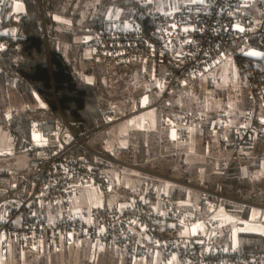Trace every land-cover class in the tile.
<instances>
[{"label": "built area", "instance_id": "built-area-1", "mask_svg": "<svg viewBox=\"0 0 264 264\" xmlns=\"http://www.w3.org/2000/svg\"><path fill=\"white\" fill-rule=\"evenodd\" d=\"M15 1L0 0V50L10 39L25 36V11H12L9 26H4L6 6ZM252 39L258 40L263 52L252 55L245 64L253 90L264 105V0H202L182 3L172 13L160 12L154 0H137L126 18H99L80 40L92 59L149 62L154 59L156 40H160L177 50L176 60L156 79V99L137 96L130 111L115 106L101 109L103 122L94 131L86 128L79 133L78 124L61 114L58 119H33L26 136L15 126L16 116L6 119L0 113L12 142L9 152L21 141V151L28 158L23 177L0 167V264H9V250L15 241L26 249H36L46 243L61 247L86 240L112 246L131 258L158 255L159 264L177 260L186 264H264V254L238 248L234 229L223 221L226 214L221 210L225 201L244 206L264 204L224 195L221 188L213 191L172 179L201 194L198 204L189 209L168 191L155 187L132 190L125 201L106 202L90 217L68 209L70 202L89 188H97L108 197L111 182L105 169L90 164L82 154H73V147L88 148L85 136L119 122L129 123L158 111L172 141L178 144L189 141L194 130L205 128L210 121L222 145L234 151H244L264 140V114L257 115L254 110L236 116L221 108L210 116L201 110L172 114L166 109L170 97L220 60L235 56ZM54 209L58 210L55 216Z\"/></svg>", "mask_w": 264, "mask_h": 264}, {"label": "trees", "instance_id": "trees-1", "mask_svg": "<svg viewBox=\"0 0 264 264\" xmlns=\"http://www.w3.org/2000/svg\"><path fill=\"white\" fill-rule=\"evenodd\" d=\"M21 1L25 9V36L19 39H10L9 45L0 50V113L6 119L16 116L15 126L23 135L29 136V123L33 119H58L60 113L71 123L78 124L77 129L79 128L80 133L85 132L86 128L94 131L103 122L100 110L109 107L106 102L108 101V92L103 91V80L106 77L113 76L116 71L122 78L120 83L124 84L128 76L139 72L150 75V79L153 80L152 77L169 70L176 60L177 50L167 46L160 40H156L154 59L149 62H116L114 64L109 63L112 64L109 66L107 62L104 63L103 61L101 63L100 61L94 62L91 59L88 61L82 60L81 50L76 52L78 56L76 62L73 56L66 53L63 42L73 41L77 35H86L89 28L99 18L104 17V11L98 19H87L85 22L86 28L83 31H74L67 29L58 17L74 19V26L78 28L76 17L79 18L80 16L79 14H73L72 7L75 0ZM136 4L137 0H127V2L122 3L130 11V14ZM104 9H107V7ZM12 11L13 5L8 4L5 9L8 16L4 20V26L6 27L9 26L7 19ZM257 43V39H252L249 45H257ZM240 54L236 53L235 56L238 57ZM249 61H251V57ZM239 63L243 69L246 67L241 61ZM77 64L79 66L86 64L85 72L96 77L95 84L78 77V74H76ZM90 64L99 66L92 68ZM243 71L245 77L248 76L250 81L251 76L247 67ZM250 83L252 85L251 81ZM252 93L259 103L254 107L255 113L258 115L262 103L253 89ZM14 102L22 104L23 109L13 106ZM1 125L0 122V127ZM210 125L211 121L205 128L194 133L196 138L202 135L205 145L212 138L214 140ZM99 134L100 132H93L89 135V138H95ZM158 138L159 136L156 137L155 134H150L149 137L143 138L139 144L133 145L136 147L131 146L128 148L131 159V162L128 163L148 169L149 166L145 167L144 164L152 165L153 162L150 161L157 159L155 160L157 165L155 169L160 168L162 158L159 154L164 141ZM219 139L221 140L220 137ZM93 142L95 141L93 140ZM17 144V149H21L22 142L20 141ZM96 144L97 147H93L99 153L115 159L110 152L101 151V146L98 143ZM220 147L226 156L219 163L216 171L206 172L203 178L199 180H196L195 172L182 171L177 172V178L183 182L196 184L213 191L221 188L224 195L264 204V177L256 178L263 165L264 140L256 142L254 147L241 151V153H233L223 145ZM73 154H82L90 164L104 169L108 164L106 160L101 159L94 152L79 145L73 147ZM163 171H165L164 175L173 177L172 173L174 174V171L171 167ZM171 195L183 207L190 208L187 193L175 190L171 192ZM251 208L252 206H242L230 201H225L222 206V209L227 211L226 214L240 215L245 218L249 217ZM237 245L244 252L264 254V235L242 231L238 234Z\"/></svg>", "mask_w": 264, "mask_h": 264}, {"label": "rangeland", "instance_id": "rangeland-1", "mask_svg": "<svg viewBox=\"0 0 264 264\" xmlns=\"http://www.w3.org/2000/svg\"><path fill=\"white\" fill-rule=\"evenodd\" d=\"M93 1L95 4L91 5V3H89L91 6L87 5L85 10H83L81 14L83 18L88 17L89 7L92 8V11H98L105 5L108 6H106L107 9L103 10L104 16L115 15L126 18L130 14V11H125V6L122 5V3L127 2V0ZM199 1L201 0H154L159 11L162 13H172L176 11L178 6L182 3L191 4L197 3ZM72 7L73 14H79L78 12H75V3H72ZM13 11L21 13L25 11L23 2L21 0L14 2ZM58 19L64 23V25L69 30L83 31L86 28L85 21L80 20V17H76L77 23L79 25L78 28L74 26V19L63 17H58ZM81 35H77L73 41L63 42L66 53L70 56H73V59L77 62L78 56L76 55V52L81 50L82 60L88 61L91 59L95 62L96 60L92 59L84 51L80 43V40L83 36ZM253 52L262 53L263 49L258 45V43L257 45H249L248 43L246 47L238 52L239 54L241 53L240 56H233L217 62L210 70L200 76L191 85L170 97V101L167 105V111L169 113H179L183 111L201 110L205 111L210 116H214L219 109L228 108L234 115L237 116L247 110H255L254 107H256V105L259 103L257 99L254 98L252 93L253 87L250 83L252 80L249 81L248 76L245 77L244 75L243 70L247 66L243 69L239 63V61H241L243 64L248 62L252 56L251 53ZM100 62L102 63V61ZM79 64L76 65V74H78V77H80L82 80H85L86 82L95 84L96 77L93 74H86L85 72L86 64H81L80 66ZM112 64H109V66ZM90 66L94 68L99 65L90 64ZM160 75L152 77L151 74V77L154 78L152 80L150 79V75L148 76L146 73H133L132 75L128 76L124 84H121L120 81H122V78L115 71L113 76L106 77L103 80V91L108 92V101H106L107 104H109V107L115 106L122 111H127L130 107L132 108L134 99L137 96H145L148 100L156 99L158 95L156 79ZM13 106H17V108L21 107L23 109L22 104L16 102L13 103ZM61 114L62 113H60V116ZM150 114H155V111L143 114L139 116L138 119H142L144 116L147 117V115ZM160 118L161 115L159 118L155 119L158 131L154 132L134 128L136 126L134 119L129 123L125 121L119 122L114 126L115 128L112 126V129L110 128L107 132L100 133L95 138H89V135L85 136V140L91 149L97 151L94 147H97L96 143H98L101 146V151L110 152L115 157L114 161L106 160L108 164L105 166L107 177L110 182L113 183V186H110V192L108 193L109 204L113 205L119 200H124L129 192V190L126 189H146L152 185H156L158 187L162 186L167 191L172 189V191H184L188 194V199H190V207H195L198 204L201 198V194L198 192V190L191 187L190 185L183 186L176 184L174 181H170L169 178H163L160 174L164 175L163 173L165 171L163 170L171 167L175 174L174 175L172 173L174 180L177 179L178 181H181L179 178H177V172H195V178L196 180H199L200 178H203L206 172L216 171V169H218L219 163L226 156L223 149L220 147V139L217 136H214V140L212 138L205 145L203 143L202 135L196 138L194 134L191 137L190 142L188 141L184 144L173 143L168 137V133H165V129L163 130L161 128L162 126ZM1 124L0 167L10 168L20 177H23L28 169L27 154L23 153L20 148L17 149L18 144L13 146L14 152H9L10 147L12 146L9 131L3 122H1ZM77 130L80 133L79 128ZM150 134H155L156 137L159 136L158 139H162L164 141L159 154L162 158V166L158 169H155L157 166L155 164V160L157 159H152L150 161L153 162L152 165H148V163L144 164L145 167L149 166L148 170H143V167H137L128 163L131 162L128 148L139 144L143 138L149 137ZM93 140L95 142H93ZM81 147L90 150L89 147ZM134 147L136 146H133V148ZM95 151L92 152L97 155H103L102 153ZM262 153L264 154V149ZM101 155H99V157L105 160V158ZM262 164V168L257 173V176L259 177H264V160ZM115 185L116 189L124 188L126 192H122V196L120 197L116 196L118 193H114ZM192 185L197 186L196 184ZM89 192L85 195H82L81 199L77 200L79 198L78 197L71 201L70 208L76 209L74 207H78L84 211H87L88 206L91 204V208L89 209V211H91V209L97 208V206L101 205L104 200V196L98 192L93 191L90 194ZM221 210L226 214V210ZM223 221L225 223L231 224L232 228L234 229L233 239L235 237V241L237 240L236 243H238V234L242 231L260 233L264 235V207L258 205L252 206L250 215L247 218L228 213L225 215ZM147 259V257L135 259L132 261V264H149ZM8 261L9 264H118L115 258L105 256L101 252L80 251L79 245L76 243L64 244L61 247L57 245H47V247L26 249L17 241L13 243V247L9 250ZM4 264H8V262H5Z\"/></svg>", "mask_w": 264, "mask_h": 264}, {"label": "crops", "instance_id": "crops-1", "mask_svg": "<svg viewBox=\"0 0 264 264\" xmlns=\"http://www.w3.org/2000/svg\"><path fill=\"white\" fill-rule=\"evenodd\" d=\"M202 1V0H201ZM74 3H75V6H76V11L75 12H78L79 13V16H80V20H83V21H87V19H98L99 17H101V16H99L100 14H102V12H103V10H105L104 8L106 7V6H108V5H105V6H103V7H101V9H99L98 11H92V8H90L89 7V15H88V17H86V18H83L82 16H81V14H82V12H83V10H85V7L88 5V6H91V5H93V4H95V2L93 1V0H85V1H82V0H75L74 1ZM89 3H91V5L89 4ZM124 10L126 11L127 9L126 8H124ZM132 11V10H131ZM102 18V17H101ZM132 108L130 107L129 108V110L128 111H130ZM259 112V114H264V105L263 104H261V106L259 107V110H258ZM160 117V112H158V111H155V114H150V115H147V117H145L144 116V118H142V119H135V124H136V126L134 127V128H137V129H141V130H147V131H149V132H154V131H158V129H157V123H156V120L155 119H157V118H159ZM149 120V121H148ZM160 121H161V118H160ZM212 124V123H211ZM161 128L164 130L165 129V133L167 132L168 133V137L170 138V140L172 141V139H171V131L167 128V127H165L163 124H162V121H161ZM211 126V125H210ZM113 128H115V127H113ZM130 128H131V126H130ZM110 128H108L107 130H104L103 132L105 133V132H107L108 130H109ZM112 129V128H111ZM196 131H198V130H194L193 131V134H192V136L194 135V133L196 132ZM103 132H100V133H103ZM211 132H212V134H213V136H217L218 138L220 137V136H218V135H215L214 134V132L212 131V129H211ZM197 133V132H196ZM221 138V137H220ZM191 140V139H190ZM190 140H189V142H190ZM173 142V141H172ZM188 142V141H187ZM186 142V143H187ZM220 142H221V140H220ZM173 143H175V142H173ZM176 144H178V143H176ZM181 144H184V143H181ZM221 145H222V143H221ZM224 146V145H223ZM224 147H226V146H224ZM226 148H228L230 151H232L233 153H241V152H239V151H234V150H232L230 147H226ZM144 170H148V169H144ZM158 174V173H157ZM163 178H169V180L170 181H172V179H174L173 177H170V176H167V175H162V174H160ZM257 177H259V176H257L256 175V178ZM177 180V179H176ZM113 186V183L111 182V187ZM150 187H155V188H157L158 186H156V185H152V186H150ZM158 189H161V190H165L164 189V187H158ZM126 190H129V192H128V195H129V193H130V191H132V190H144L143 188H137V189H126ZM126 190L124 189V188H117L116 189V185H115V190H114V193H118V194H116V196H118V197H120V196H122V192H126ZM173 190V189H172ZM172 190H169L168 192L169 193H171V192H173ZM89 191H91V192H98L99 194H101L100 192H99V190L97 189V188H89V189H86V190H83L76 198H78L77 200H79V199H81L82 198V195H85V194H87ZM165 191H167V190H165ZM91 192H89V194L91 193ZM89 194H88V196H89ZM128 195H127V197H128ZM87 196V197H88ZM127 197L124 199V200H119V201H117L116 203H120V202H122V201H125L126 199H127ZM75 198V199H76ZM85 198V197H84ZM74 199V200H75ZM190 200V199H189ZM73 201V200H72ZM106 202H108V197H104V200H103V202L101 203V205H99V206H97V208H93V209H91V211H89V209L91 208V204L88 206V209H87V211H84V210H82V209H80V208H78V207H74V208H76V209H72V208H70L71 207V204H69V207H68V209L70 210V211H78L79 213H81V214H83V215H85L86 217H90V216H92L104 203H106ZM71 203V202H70ZM61 211V210H60ZM58 213V210H56V209H54V211H53V216H55L56 214ZM62 213V212H61ZM74 243H76V244H78L79 245V249H80V251H86V252H101V253H103L105 256H110V257H113V258H115L116 260H117V263L118 264H132V261L133 260H135V259H140V258H131V257H127V256H123V255H121V254H119V252L114 248V247H112V246H109V245H106V244H104V243H101V242H97V241H91V240H86V241H75ZM73 244V243H72ZM47 245L49 246V245H54V244H52V243H46V244H44V245H41L39 248H41V247H47ZM113 252V253H112ZM148 259V263L149 264H159V257H158V255H149V256H146ZM122 258H123V260H122ZM143 258H145V257H143ZM112 261V260H111ZM122 261V262H121ZM172 264H186L185 262H183V261H180V260H177V261H175V262H173Z\"/></svg>", "mask_w": 264, "mask_h": 264}, {"label": "snow or ice", "instance_id": "snow-or-ice-1", "mask_svg": "<svg viewBox=\"0 0 264 264\" xmlns=\"http://www.w3.org/2000/svg\"><path fill=\"white\" fill-rule=\"evenodd\" d=\"M241 31H243V29H241ZM252 55H261V53H255V52H253V53H251Z\"/></svg>", "mask_w": 264, "mask_h": 264}, {"label": "water", "instance_id": "water-1", "mask_svg": "<svg viewBox=\"0 0 264 264\" xmlns=\"http://www.w3.org/2000/svg\"><path fill=\"white\" fill-rule=\"evenodd\" d=\"M91 151H95V150H93V149H90ZM95 152H97V151H95ZM99 155H101V154H99ZM102 156V155H101Z\"/></svg>", "mask_w": 264, "mask_h": 264}]
</instances>
